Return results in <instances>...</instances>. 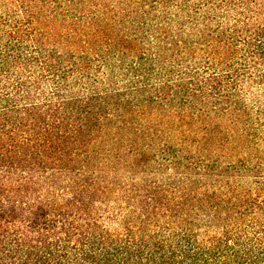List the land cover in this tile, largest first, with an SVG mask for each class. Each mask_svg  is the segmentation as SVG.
Instances as JSON below:
<instances>
[{
	"label": "trees",
	"instance_id": "trees-1",
	"mask_svg": "<svg viewBox=\"0 0 264 264\" xmlns=\"http://www.w3.org/2000/svg\"><path fill=\"white\" fill-rule=\"evenodd\" d=\"M0 264H264V0H0Z\"/></svg>",
	"mask_w": 264,
	"mask_h": 264
}]
</instances>
